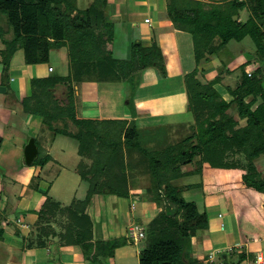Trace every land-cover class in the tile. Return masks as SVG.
Segmentation results:
<instances>
[{
  "label": "trees",
  "instance_id": "obj_1",
  "mask_svg": "<svg viewBox=\"0 0 264 264\" xmlns=\"http://www.w3.org/2000/svg\"><path fill=\"white\" fill-rule=\"evenodd\" d=\"M166 2L168 20L175 29L191 36L195 65L216 57L229 43H241L248 37L253 44L251 64L255 66L249 74L244 72L248 62L235 70L236 84L227 87L232 97L229 102L214 86L222 75L234 71L225 69L220 76L205 81L197 77L199 71L194 67L184 76L186 109L192 122L138 128L127 120L76 118L71 101L73 86L88 81L121 83L126 106H133L132 97L145 70L153 68L166 77L158 46L143 48L136 41L131 44L128 59L115 58L107 46L114 39L107 0H95L84 11L77 10L71 0H0V17L4 21L0 38L7 33L9 37L8 47L1 55L8 50L12 57L22 49L27 65L43 64L48 62L50 50L68 45L71 73L32 80L28 104L30 113L41 117L53 135L77 143L80 161L76 174L85 185V195L61 210L46 196L37 226L46 215L59 210L67 217L66 233L61 239L74 237L72 242L81 245L84 255L96 252L112 256L124 244L123 240L91 244L92 223L86 211L94 197L128 199L130 181L145 172L149 185L142 202L154 206L156 212L144 227L139 264H195L189 253L190 242L207 229V215L200 213L196 203L187 201L184 194L201 188L202 179L186 185L174 183L201 176L204 164L212 167L223 160L224 144L235 148V154L249 157L251 164L243 184L264 196V164L255 165L264 162V0H231L221 5L202 0ZM242 11L247 13L243 23ZM240 123L245 127L234 131ZM35 143L39 155L32 165L40 157L36 140ZM46 161L47 158L41 159L39 166ZM189 166L194 169L186 172ZM164 202L174 209V215L165 212ZM243 259L244 255H239L236 262L225 264H239Z\"/></svg>",
  "mask_w": 264,
  "mask_h": 264
},
{
  "label": "crops",
  "instance_id": "obj_2",
  "mask_svg": "<svg viewBox=\"0 0 264 264\" xmlns=\"http://www.w3.org/2000/svg\"><path fill=\"white\" fill-rule=\"evenodd\" d=\"M107 1L108 20L113 24L114 33V39L107 46L113 56L118 59H128L130 46L136 41L140 42L143 48H150L152 44H157L162 56L168 59V63L165 65L166 74H181V77L176 81L177 87L169 90L168 94L179 91L184 95V98L170 101L169 104L175 108H170L173 111H165L164 108L168 104L154 101V98L158 97V91L146 88L151 81L155 84H157L156 81H159L156 79L158 76L156 70L149 68L142 73L140 85L132 97L133 109L126 106L127 101H125L124 88L121 83L88 81L78 87L73 86L76 118L127 120L128 122L133 121L138 128L171 123H190L193 120L192 115L185 111L187 109L184 106L186 100L184 76L187 73L195 67L199 71L198 78L211 81L217 74L220 76L221 73H224L223 63L229 64L227 70L234 72L222 75L220 83H217L214 88L220 94L224 91L230 95L227 87L232 85L234 87L236 84L238 72L235 70L245 62L250 63L244 68L246 73H249L255 66L251 64V49H246L245 56L239 57L237 53L238 48L240 50L241 47L238 45L234 48H229L227 45L226 51L227 46L218 53V60L217 57H212L195 65L191 36L189 33L175 29L168 20L166 0ZM228 1L231 0H202L206 4L214 5H221ZM244 14L246 13L242 11L241 16ZM1 21L3 19L0 17ZM8 38L7 33L0 40L6 42ZM186 38H190L191 42H188ZM182 40H185L188 48L192 50V54L187 57L189 61L193 59L192 64L180 61L178 45ZM121 47L126 48L122 53ZM4 49L0 48V55ZM121 50L124 49L121 48ZM2 56L4 58L0 59V165L6 167L7 175L4 176L9 180V183L7 186L5 184V187H8L7 190L0 187V264H131L132 260L135 261L133 264H139L141 246L138 245V248V246L128 243L127 230L131 224L145 227L156 212L154 206H148L142 202L145 193L142 187H131L128 199L96 195L86 211L92 223L91 244L123 240L124 244L121 243L122 245L114 251L112 256L96 252L84 255L81 245L72 242L74 237L69 235V237L61 239V236L66 233L67 217L65 214H60L59 210L55 211V214L47 213L48 215L42 220L40 227L37 226L38 214L43 209L49 192L57 193L58 189H66L70 184V188H68L72 191L69 192L70 197H76L77 189H74L76 183L77 188L80 187L84 191V194L78 198L85 195V187L76 174L78 162L75 163L74 160L71 162L72 160L68 158L63 159L62 156L66 152L61 146L57 147L60 137L65 138V136H55L50 133L51 131L47 127H45L46 130L43 129L42 118L30 113L31 106L28 104V99L32 94L31 81L53 75L54 67L49 65L52 61L63 65L62 74L58 76H66L71 73L69 49L67 44L54 47L49 51L47 63L34 65H27L24 62L23 50L18 49L11 57L9 75L6 76V79H3L2 76L4 73L2 63H4L3 60L7 61V57L6 55ZM43 68L47 72H44ZM154 70L157 74L156 77ZM234 73H236L235 82L232 85L225 83V76H232ZM223 99L226 102L230 101ZM31 138L39 140L41 159L47 158L43 166L30 168L24 163V147ZM229 145H222V147H227V149L225 148L226 156L222 161L226 163H229L231 159L236 161H232L233 169H229L231 173L224 176V184L217 183L215 189L210 185L216 181V177L207 164L203 165L201 176H190L198 179L194 183H199L200 177L202 179L201 188L189 192L196 193L198 201L203 203V206L202 204L198 206V203L194 202L198 211L204 212L210 217L207 229L198 232L191 239L192 245L189 248V253L196 262L195 264L234 263L239 255H244V259L239 264H253V258L257 254H264V233L258 229L256 234L246 233L245 238H242L237 224L233 220V215L223 216L212 210V207L218 202L217 194L224 196L227 192L229 194L238 191L241 193L238 204L245 219L253 222L260 216L264 217V196L247 189L243 184L246 170H244L245 164L241 159L246 156L240 153L235 154V150ZM247 158L249 161V157ZM20 159L21 164L23 163L25 167L19 166L15 172L10 168L8 170V165H17ZM216 159L217 156H214V160ZM260 163L262 164V162H258L255 165L259 167ZM67 165H72V167H67ZM239 166L242 168L238 171L235 168ZM57 168L65 169H62L63 172H56ZM193 169L192 166H189L185 171L190 172ZM239 172L241 175H238ZM66 178L69 183H66ZM60 195L62 194L59 193ZM59 200L56 198L55 201H51L57 203L60 210L72 202L71 199L68 203ZM199 237L201 238L195 243L194 239ZM224 253L227 255L226 258L222 257Z\"/></svg>",
  "mask_w": 264,
  "mask_h": 264
},
{
  "label": "rangeland",
  "instance_id": "obj_3",
  "mask_svg": "<svg viewBox=\"0 0 264 264\" xmlns=\"http://www.w3.org/2000/svg\"><path fill=\"white\" fill-rule=\"evenodd\" d=\"M93 1H95V0H71V2H74V6L79 11H84L85 9H87L89 7L90 3H92ZM60 8H61V10L64 9L63 6H61ZM245 19H247V13L244 14L243 16H241L240 21L243 23L245 21ZM3 27H4V21H1L0 22V31L2 30V32L4 31ZM186 39H187L188 42H191L190 38L189 39L186 38ZM120 42H121V40H120ZM155 45H157V44H155ZM237 45L238 46H242V48L240 50L238 48L237 55L239 57H244L245 56L246 49L253 48V44H252L251 40L248 37L243 39V41L241 43L231 42V43L228 44L229 48L230 47L234 48ZM228 46L226 47L225 51L227 50ZM6 47H8V43L3 41V40H0V48H2V49L5 48L6 49ZM121 48L124 49V50H121ZM121 48H120V51L122 53V51H125L126 48L125 47H121ZM5 49L3 51H5ZM178 49H179V51H178L179 53L178 54H179L180 61L182 60V61H185V63L192 64L193 59L189 61L188 58H187L188 56H190L192 54V50H190L188 48L187 42H185V40H182L179 43ZM241 52H243V53H241ZM5 55L7 57V63L4 64L6 61L3 60V61H5L4 63H2V66L4 67V73L2 74L3 79H6V76L9 75V72H8L9 64H10V61L12 59L9 56V54H8V50L6 51ZM216 57H217V60H218L219 59V55H216ZM3 58L4 57L2 55H0V59H3ZM163 59H164V66H165L168 63V59L165 56L163 57ZM49 65L54 67V73L51 76H54V75L58 76V75L62 74V67H63L62 63L58 64L57 61H52ZM222 66L226 70L229 68V64L223 63ZM43 70H44V72L46 71V69H44V68H43ZM50 70L52 71V68H50ZM153 72H155V70ZM249 73H247V74H249ZM154 74H155V77H156L157 76L156 72ZM235 74L236 73H234L232 76L231 75L225 76V80H224L225 83H228V84L232 85L235 82V77H236ZM180 75L181 74L178 75V73H176L175 75L172 74V73H168V74H166V78H163L160 75H158L157 78H156L157 80H159V81H156L157 84H155V83H153L151 81L150 84H148L147 87H146L147 89H150V90H153V91H158V93H159V94H157L158 97L154 98L155 99L154 101L157 102V103L163 102V103L168 104L164 108L165 111H173L170 108H172V109L175 108V106H172L171 104H169L170 101H177L176 100L177 98H178V100L184 98V95L181 92H179V91L176 92V93H169L168 94L169 90H172L174 87H177L178 83L176 81L181 77ZM217 76H218V74H217ZM231 87L233 88V85ZM218 90H220V89H218ZM162 93H166V94H162ZM221 94H222L223 98H225L226 100H232V97L230 95H228L227 93H225L224 91H222ZM185 97H186V95H185ZM71 101H72L73 107H74V95L72 96ZM186 104H187V97H186L184 106H186ZM176 106H178V105H176ZM132 107L133 106L130 105V108H132ZM184 109H185V107H184ZM185 111H187V110H185ZM240 125L241 126H239L236 129H234V131L242 130L241 127H245L244 124L242 125L240 123ZM43 129H45V126L43 127ZM50 133H53V132H50ZM66 138L67 137H65V138L64 137H60V141H58L59 143L57 145V147L61 146L64 149V151L66 152V154H64L62 156V158L63 159L68 158L69 160L70 159L72 160L71 162H73V160H74L75 163L76 162L79 163V157H78V154H77V143L73 139H70V138L66 139ZM36 141L39 144V140H36ZM225 148L227 149V147H225ZM233 149H235V148H233ZM41 156H42V154L40 155L38 160H36V162L33 165L31 164L30 168L40 167L39 163H40V160H41ZM244 156H246V155H244ZM247 159H248L247 156L244 159H241L242 163L245 164V169L244 170H247L250 167V161H248ZM232 161L234 162L236 160L235 159H231V161L229 163H226L225 161L220 160V161H218V163H214V166L211 167V169L213 170V173L215 174L216 181H218V182L214 181V183L210 184L214 189L216 188V185L224 184V182H223L224 176L226 177V175H229V173H231V172H229V171H231L229 169H233V166H231L232 165ZM261 162H262V164H264L263 161H261ZM19 166L25 167L23 163L21 164V159H20L19 164H17V165H8V170L10 168L11 171L15 172L18 169ZM242 166H239V167H237L235 169L239 171L242 168ZM67 167H72V165H69V166L67 165ZM62 169H65V168H61L60 170H59V168H57L56 172H58V171L63 172ZM4 175L5 176L7 175V169H6L5 166L0 165V187L1 188L4 187V189L6 188V190H7L8 187H5V184L7 186V183H9V180ZM238 175H241L240 172L238 173ZM136 178H138V179L130 181L129 186L130 187H134L135 185H137L139 187H142L143 190H145V188H147V186L149 185V177L147 176V174L144 172V175H142L140 177H136ZM197 180L198 179L195 178V177H185V178L175 182L174 184H176V185H186V184L194 183V181L197 182ZM77 182L79 183L78 179H77ZM66 183H69L68 182V178H66ZM69 185L66 187V189H62V190L58 189V192L60 194H62V195L59 196L58 192L57 193L54 192L53 194L49 192L48 197L52 201H55L56 198H57V199H60L59 201H61V202L65 201V202L68 203L70 199H71L70 201H73L74 199H76L78 197H81L84 194V191L80 187L77 188V184L75 183V187L76 188L74 187V189L75 190L77 189V193H76L77 196L76 197H72V196L70 197L69 192H72V191L70 189H68V188H70ZM83 186L85 187V185H83ZM62 187H63V185H62ZM71 189H73V188H71ZM2 196L3 197L5 196L3 194V191H2ZM184 197H186L187 201H191V202L193 201V202L198 203L197 204L198 206L199 205L201 206V204L203 206L202 201L201 202L198 201L196 193L188 192V193L184 194ZM195 199H197L198 202L195 201ZM217 199H218V202H217V204L214 207H212V210L215 211V212L221 213L223 216H227V215H231L232 216L233 215V220L237 224L239 234L241 235L242 238H245L246 233L256 234L258 229L261 231V233H264V217L263 216H260L259 218H257L258 220L255 219V221H253V222L252 221L250 222V220L245 219L244 213L239 208V204H238L239 203L238 201L241 199V193L236 191L234 193H229L228 194V192H227L226 195H224V196H220V195L217 194ZM164 207H165V212H167L170 216L174 215V209L172 207H170L169 205H167L165 202H164L163 208ZM232 211H234V212H232ZM209 222H210V217L207 216V223L209 224ZM128 230H129V228H128ZM123 234H124V231H123ZM123 234H122V236H123ZM122 236H120V237H122ZM200 238L201 237H199L198 239H194V242L197 243ZM129 241H128V243L130 245H133L131 243V241L130 242ZM191 245H192V243L190 242V247H191ZM139 246H140V244H139ZM139 246H138V248H139ZM222 257L226 258L227 255L224 253L222 255ZM133 263H135L134 260L131 261V264H133Z\"/></svg>",
  "mask_w": 264,
  "mask_h": 264
},
{
  "label": "built area",
  "instance_id": "obj_4",
  "mask_svg": "<svg viewBox=\"0 0 264 264\" xmlns=\"http://www.w3.org/2000/svg\"><path fill=\"white\" fill-rule=\"evenodd\" d=\"M128 240L135 246H138L145 240V228L138 224H131L127 231ZM253 264H264V254H257L253 258Z\"/></svg>",
  "mask_w": 264,
  "mask_h": 264
},
{
  "label": "water",
  "instance_id": "obj_5",
  "mask_svg": "<svg viewBox=\"0 0 264 264\" xmlns=\"http://www.w3.org/2000/svg\"><path fill=\"white\" fill-rule=\"evenodd\" d=\"M38 156V149L34 139H29L26 146L24 147V163L26 166H31L33 161Z\"/></svg>",
  "mask_w": 264,
  "mask_h": 264
}]
</instances>
